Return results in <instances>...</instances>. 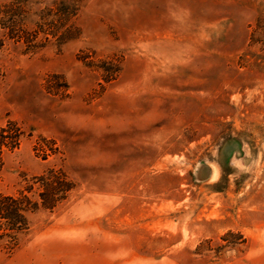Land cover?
I'll return each instance as SVG.
<instances>
[{
    "label": "rangeland",
    "instance_id": "obj_1",
    "mask_svg": "<svg viewBox=\"0 0 264 264\" xmlns=\"http://www.w3.org/2000/svg\"><path fill=\"white\" fill-rule=\"evenodd\" d=\"M11 126L69 196L0 264H264V0H0Z\"/></svg>",
    "mask_w": 264,
    "mask_h": 264
},
{
    "label": "trees",
    "instance_id": "obj_2",
    "mask_svg": "<svg viewBox=\"0 0 264 264\" xmlns=\"http://www.w3.org/2000/svg\"><path fill=\"white\" fill-rule=\"evenodd\" d=\"M6 133H3L4 140L0 139V165L4 153L3 148L14 149L20 142V132L13 126ZM10 135H12V139H10ZM8 138L10 143L6 141ZM39 180L44 182L48 189L40 190ZM63 181L64 178L57 171H44L33 176L25 187L15 193H0V221L3 220L10 226L6 227L8 239L0 244L4 250L12 252L17 247V240L20 239V236L28 233L32 214L42 209L54 212L67 203L69 190H63ZM5 245H9L8 248Z\"/></svg>",
    "mask_w": 264,
    "mask_h": 264
},
{
    "label": "crops",
    "instance_id": "obj_3",
    "mask_svg": "<svg viewBox=\"0 0 264 264\" xmlns=\"http://www.w3.org/2000/svg\"><path fill=\"white\" fill-rule=\"evenodd\" d=\"M42 210H43V209H42ZM58 210H59V209H58ZM40 211H41V210H40ZM44 211H47V212L50 213V214H53L54 212H56V211H54V212H49L48 210H44ZM37 212H38V211H37ZM37 212H36V213H37ZM34 214H35V213H34ZM30 230H31V227H30ZM30 230H29V231H30ZM29 231H28V232H29Z\"/></svg>",
    "mask_w": 264,
    "mask_h": 264
}]
</instances>
